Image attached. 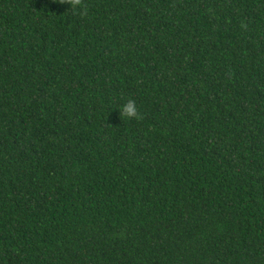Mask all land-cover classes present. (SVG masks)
Segmentation results:
<instances>
[{"label": "trees", "instance_id": "trees-1", "mask_svg": "<svg viewBox=\"0 0 264 264\" xmlns=\"http://www.w3.org/2000/svg\"><path fill=\"white\" fill-rule=\"evenodd\" d=\"M82 3L0 0V264H264V0Z\"/></svg>", "mask_w": 264, "mask_h": 264}, {"label": "clouds", "instance_id": "clouds-1", "mask_svg": "<svg viewBox=\"0 0 264 264\" xmlns=\"http://www.w3.org/2000/svg\"><path fill=\"white\" fill-rule=\"evenodd\" d=\"M67 5L71 9L73 14L85 15L87 14V8L82 3V0H67ZM118 111L123 117L129 119H139V112L137 109L136 101L129 98L119 106Z\"/></svg>", "mask_w": 264, "mask_h": 264}]
</instances>
